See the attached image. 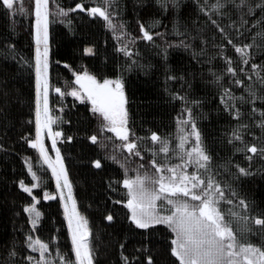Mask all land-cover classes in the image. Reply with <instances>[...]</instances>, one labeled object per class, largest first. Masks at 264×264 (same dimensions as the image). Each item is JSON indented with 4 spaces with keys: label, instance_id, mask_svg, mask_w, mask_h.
I'll list each match as a JSON object with an SVG mask.
<instances>
[{
    "label": "trees",
    "instance_id": "16d2710c",
    "mask_svg": "<svg viewBox=\"0 0 264 264\" xmlns=\"http://www.w3.org/2000/svg\"><path fill=\"white\" fill-rule=\"evenodd\" d=\"M94 7L107 12L111 27ZM34 9L35 0H14L11 9L0 0V264H77L61 202L45 197L55 192L53 176L31 145ZM49 31L52 127L88 223L93 263L180 264L166 224L140 228L133 221L123 181L156 180L153 162L164 176L183 166L195 147L193 124L207 169L177 171L211 177L237 240L264 249V225L254 223L264 219V0H50ZM85 73L121 82L128 141L109 130L90 99L70 94ZM127 143L136 149L129 152ZM36 240L48 246L43 256L32 247Z\"/></svg>",
    "mask_w": 264,
    "mask_h": 264
},
{
    "label": "snow or ice",
    "instance_id": "6c2138e0",
    "mask_svg": "<svg viewBox=\"0 0 264 264\" xmlns=\"http://www.w3.org/2000/svg\"><path fill=\"white\" fill-rule=\"evenodd\" d=\"M49 0H35V14L37 23V43L41 42V30L43 31L44 52L41 54L37 50V77L38 88L43 89L44 106L43 111L45 115L44 121L40 119V111H37V140L32 143V147H40L41 153L45 160L48 161L47 153L43 149L40 139L43 128H48L51 134L50 125L55 123L47 115V9ZM243 2V0H242ZM3 4L11 9L14 6V0H3ZM93 14H99L105 20L109 21L111 27V20L105 10L100 7H94L90 10ZM66 14V13H64ZM144 37L148 40L152 36L147 31L144 32ZM91 51V50H89ZM237 52L242 55H247L244 49L237 48ZM43 56V59L41 58ZM247 62V61H245ZM77 83L87 93L88 99L93 104V111L100 113L105 120L109 122V130L116 133L122 140L128 141L127 112L125 110V97L120 81L105 80L102 84L98 83L94 77L87 73L82 77H77ZM115 84V87L112 85ZM59 92V89H56ZM71 95H77L72 92ZM193 135L195 136V147L186 153L187 159L184 165H177L176 167L167 168L171 174L164 176V167H157L155 162L153 166L156 171L160 173L159 177L152 181L157 187L149 190L145 186L147 177L137 176L135 180H124V187L129 189L131 199L127 206L132 210V219L140 228H148L154 224H166L172 232L175 233V239L172 241L175 246L172 249V254L177 257L180 264H264V249L254 247L251 244H242L237 240L233 232L230 222L225 220L224 214L220 211L218 205L220 200L224 199V193L219 187H213L214 181L211 177L207 182L198 174L189 175L186 171L178 172V168H187L189 165L195 164L196 172L199 169H207L209 156L200 146V135L195 130V125H192ZM56 136L60 133H55ZM187 137L181 138L180 148H184V142ZM237 139H240L238 136ZM93 142L96 137H92ZM152 141H160V138L155 134L151 137ZM55 144V139H53ZM162 147L160 151L167 153L169 148L166 142H161ZM135 143H127L126 148L129 152L136 149ZM252 153H256L258 149L252 146L248 149ZM264 151V149H261ZM139 155V152L136 153ZM57 164L60 165L59 171L53 167V172L57 175V180L64 176L65 186L69 188V197H71V185L67 181V175L64 172L63 165L60 161L59 152L57 150ZM100 167L99 161L96 163ZM243 173L245 170L240 169ZM200 191H197V190ZM25 191H29L25 188ZM172 197H185L190 201H197V204L189 203V200L178 201ZM51 198V197H47ZM157 201H161L160 208L164 205H170L168 209L169 215H160L158 211ZM231 203V201H228ZM243 203V202H241ZM66 211H69V226L72 228V240L75 245V256L78 264H93L92 250L89 246L88 236L89 230L87 221L79 215L76 211L75 201L72 203L71 210L65 206ZM30 212H35V208L28 209ZM228 215H234L228 213ZM36 216L39 213L36 212ZM112 219L111 216L108 217ZM35 220L33 223L35 224ZM256 225H264V219H255ZM39 246L41 256L47 251L48 246L36 240L32 245L36 250ZM31 259V258H30Z\"/></svg>",
    "mask_w": 264,
    "mask_h": 264
},
{
    "label": "rangeland",
    "instance_id": "374dc122",
    "mask_svg": "<svg viewBox=\"0 0 264 264\" xmlns=\"http://www.w3.org/2000/svg\"><path fill=\"white\" fill-rule=\"evenodd\" d=\"M49 4H50V0L48 2V9H47V74H46V78H47V84H48V88H47V108H48V112H47V115L49 117H51V111H50V93H51V88H50L49 57H48L49 56V51H50V48H49V42H50V31H49ZM34 13H35V9H34ZM36 20H37V18H36V14H35V25H34V41H35L34 61H35V84H36V111H35L36 134H35V137H34L33 141H31V145H32L33 142H35L37 140V111H38V109H39V111L41 113V115H40L41 121H44V119H45V115H44V111H43V106H44L43 89L42 88H38V77H37V72H36V68H37V50L39 49V52L41 54H43L44 48H45V44H44L43 31L42 30H41V42L39 44L37 43V23H36ZM90 50H91L90 52H92V49H90ZM41 58L43 59V56H41ZM96 81L98 83H101V84L104 82V81L99 82L98 80H96ZM109 81L115 82L116 80H109ZM112 87H115V84H113ZM72 92H76L77 95H75V96L73 95V96L74 97H77L80 100H87L88 99L86 93L84 92L83 89H81L78 86V84H76V86L70 90V94ZM106 123L109 126V122L107 120H106ZM50 128H51V134H49L48 128H43L42 131H41V136H40V139H41V142H42V145H43V149L47 153L48 161H46L44 155L42 153L41 154H42V156L44 158V161H45L46 165L48 166V168L50 169L51 174L53 176L54 183H55V192L45 193V197L46 198L47 197H51V198L52 197H57V198H59V200L61 202V205H62V208H63L64 217H65V220H66V224H67V229H68V232H69V236H70V239H71V242H72V245H73V249H74V252H75V245L73 244V240H72V228L69 226V219H68V217H69V211H66L65 206L67 205L68 206V209L71 210L72 203H73V201H75L76 211L84 219H85V217L79 211V208H78V205H77V201H76V198L74 196L73 187H72V184H71L70 179L68 177V174H67V171H66V167H65L64 161L62 159L60 150H59L58 145H57V139H58L59 135L58 136L55 135V133H57V132L53 130L52 124L50 125ZM53 139H55V144H53ZM36 148H38L40 150V147H36ZM57 150L59 152V157H60V161H61V163L63 165L64 172L67 175V181L71 185V197H69V188L67 186H65L64 176L62 175L60 177L59 181H58L57 180L56 173L53 172V167H55L57 169V171H59V168H60V165L57 164ZM147 183L145 182V186L149 190H153V189L156 188V185L153 184L152 182H149L150 184L149 183L147 184ZM178 201H180V200H178ZM159 202H161V201H157L159 213L161 215H167L165 213H169L168 209L171 208L172 206L165 204L163 208H160L159 207V204H158ZM87 227H88V223H87ZM88 230H89V228H88ZM88 242H89V236H88ZM89 246H90V242H89ZM75 259H76V256H75ZM76 263L78 264L77 261H76Z\"/></svg>",
    "mask_w": 264,
    "mask_h": 264
},
{
    "label": "water",
    "instance_id": "95a60500",
    "mask_svg": "<svg viewBox=\"0 0 264 264\" xmlns=\"http://www.w3.org/2000/svg\"><path fill=\"white\" fill-rule=\"evenodd\" d=\"M92 9V8H91ZM82 76H84V75H78L77 77H82ZM77 77H76V82H77ZM78 84V86L81 88V89H83L82 87H81V84L80 83H77ZM84 90V89H83ZM85 92V91H84ZM86 93V92H85ZM87 94V93H86Z\"/></svg>",
    "mask_w": 264,
    "mask_h": 264
},
{
    "label": "flooded vegetation",
    "instance_id": "af4514ba",
    "mask_svg": "<svg viewBox=\"0 0 264 264\" xmlns=\"http://www.w3.org/2000/svg\"><path fill=\"white\" fill-rule=\"evenodd\" d=\"M87 95V94H86Z\"/></svg>",
    "mask_w": 264,
    "mask_h": 264
}]
</instances>
